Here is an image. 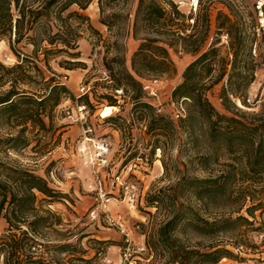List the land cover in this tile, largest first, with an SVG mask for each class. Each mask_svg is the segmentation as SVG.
<instances>
[{"label": "trees", "instance_id": "1", "mask_svg": "<svg viewBox=\"0 0 264 264\" xmlns=\"http://www.w3.org/2000/svg\"><path fill=\"white\" fill-rule=\"evenodd\" d=\"M91 2L0 0V41L6 40L18 58L13 65L0 60V88L4 89L0 92V217L7 222L0 240L4 264H47L37 253L36 247L43 244L37 235L54 222L50 210L39 213L37 193L47 200L65 198L67 193L51 184L54 169L41 174L1 155L28 147L29 125L37 132L46 130L54 109L64 99L80 102L91 114L95 112L89 93L77 97L65 83L46 75L51 69L49 60L58 54L68 57L63 60L71 65L68 69L84 65L78 26L82 22L90 25L89 18L70 8L84 10ZM223 5L226 12L218 11L215 33L227 34L230 58L221 55L218 38L204 48L211 29L209 6L190 25L179 22L185 14L173 0H137L132 36L140 32L145 36L139 38L132 53L131 69L120 58L104 62L114 82L112 87L130 88L132 108L141 110L140 119L148 120L152 155L169 144L175 128L171 116L157 112L147 102L140 78L143 73H174L169 48L179 46L196 55L171 92L172 101L185 106L176 126L182 134L180 152L186 160L176 167L174 183L149 190L146 205L155 210L146 211L147 224L139 222L152 255L149 264H216L222 258L244 261L246 257L234 248L253 249L257 246L255 236L264 233V101L258 111L237 104L248 106V89L260 65L254 52L259 41L258 23L252 8L227 0ZM111 17L118 15L104 16L101 23L110 27ZM21 43L33 47L31 55L16 47ZM224 76L219 98L226 112H221L206 92ZM102 98L107 104L118 105L113 94H103ZM118 119L121 116L113 114L101 121L122 130L116 124ZM162 165L170 176L172 170L164 160ZM58 218L55 223H60ZM68 244L56 241L49 246L62 252ZM256 261L263 263L261 258Z\"/></svg>", "mask_w": 264, "mask_h": 264}, {"label": "rangeland", "instance_id": "2", "mask_svg": "<svg viewBox=\"0 0 264 264\" xmlns=\"http://www.w3.org/2000/svg\"><path fill=\"white\" fill-rule=\"evenodd\" d=\"M173 1L177 4L178 9L185 14V18H180L179 22L190 25L193 24L195 16L202 14L203 10L209 6L211 29L208 42L204 48H207L211 40L218 38L217 46L221 49V55L230 58L227 34L225 32L215 33L218 11L226 12L223 5L224 0ZM227 1L246 9L252 8L258 23L256 32L259 41L254 46V52L256 51L260 65L255 72V79L248 89V106H243L240 102H237L245 110L258 111L260 104L264 101V0ZM136 5L137 0H101V3L100 0H92L84 10L72 6L70 10H78L89 18L90 25L82 22L78 26L80 60L84 62V65L68 69L71 65L63 61L68 57L65 53H62L49 60L51 69L46 71V75H52L57 80L65 83L76 96L79 94L82 85L89 87V98L95 104L96 109L93 114L88 110L87 124L94 128L96 135L102 136L100 128L103 126H113L111 122H102L100 119L97 121V118H105L113 114L121 116V119H118L116 123L122 126V130H119L121 138L117 144H110L111 163L107 168V172L103 173V183L106 189L110 190L107 208L110 213L122 216L130 230L134 246L141 243L145 244V235L142 233L139 222L142 221L147 224L149 215L146 211L155 210V207L146 205L147 193L152 188L174 183L177 180L176 167L178 165L181 167V164L186 160V157L180 152L182 134L176 126L177 120L175 119H172L175 131L169 144L160 150H156L155 154H150L152 136L147 131L148 120L140 119L141 110L132 108L131 95L133 92L130 88L125 87L123 90H115L112 87L114 82L104 66L106 60L114 57L122 59L126 68L131 69L132 53L140 42L139 38L145 36L143 32H140L137 37L132 36L131 24ZM111 14H117L118 17H111L113 23L110 27L101 23L102 17ZM190 16L193 18H189ZM72 22L77 24L74 20ZM16 47L25 54H32V46L21 43ZM169 54L175 66L174 73H143V77L140 78L142 81L157 80L159 101L162 103L161 114L167 116H170L172 110L180 105V102L174 103L172 101L171 92L181 81L185 66L196 56L184 52L179 46H177V49L169 48ZM0 60L7 65H13L18 61L17 56L6 40L0 41ZM117 65L116 61L112 63L115 71L118 68ZM217 74L218 70L213 74L211 80ZM225 78L226 76L214 82L206 92L209 100L221 112H226L219 98L220 89L225 82ZM2 90L4 89L0 88V92ZM103 94H113L118 105L107 104L102 98ZM77 103L81 104L75 100H62L54 109L51 125L46 130L37 132L36 127L29 125L27 135L30 139V145L28 147L21 151L4 153L1 157L10 161L16 160L41 174L44 170L50 168L54 169L55 173V169L60 166L74 171L75 175L70 179L61 178L57 173L56 179L68 182L71 189H77L76 192L70 189L66 192L67 197L54 200H47L43 194L37 193L36 205L39 213H46V210H50L52 212L50 219L54 222V224L42 228L40 234L37 235L39 241L43 243L36 247L37 253L43 256L47 264H110V262H106L107 258L104 256L113 238L85 237L102 229L120 231L117 226L107 222L102 215L93 224L86 222L85 215L94 202L93 175L89 166L84 163V159L78 156L75 150L76 139L81 131L80 124L69 122V119L66 118L67 112L76 114L75 106ZM183 107L185 106L183 105ZM92 115L95 117H92ZM71 126H74V128L72 129ZM132 155L134 157L128 159ZM162 160L172 170L170 176H166L164 173ZM116 174H121L122 177L135 184L136 190L133 198H123L122 193L116 187L110 186V181L113 175ZM50 181L53 186H58L57 181L59 182V180L50 179ZM78 216L82 217L81 221L77 220ZM57 217H59L60 223H55ZM6 227V220L0 217V240ZM56 241H64L69 244L64 251L56 252L52 246H49ZM255 241L257 246L253 249L238 250V248H234L235 252L246 257L244 261L222 258L216 264H256L257 258L263 259L264 263V233L255 236ZM121 242L123 246V235L121 236ZM111 249L117 248L111 247ZM121 251L122 247L117 250L116 264H130L121 258ZM56 257L60 259L59 262L54 261ZM131 258L133 261L131 264H149L152 255L146 246L144 250L133 251ZM4 259L5 253H0V264H4Z\"/></svg>", "mask_w": 264, "mask_h": 264}, {"label": "built area", "instance_id": "3", "mask_svg": "<svg viewBox=\"0 0 264 264\" xmlns=\"http://www.w3.org/2000/svg\"><path fill=\"white\" fill-rule=\"evenodd\" d=\"M141 88L147 102L153 105L157 112H161L162 103L159 101L157 80H143ZM88 91L89 87L82 85L77 97L84 93H88ZM75 107L76 114L67 112L66 118L69 119V122H77L80 124L81 131L76 139L75 150L78 156L84 159V163L89 166L91 174L93 175L94 202L85 215L86 222L93 224L102 215L107 222L117 226L119 231L122 233L124 240L121 258L131 264L133 262L131 258L132 252L144 250L146 246L144 243L134 246L130 235V230L126 226L122 216L120 214L115 215L110 213L107 208L110 190H107L103 183V173L107 172V168L111 163L110 142L105 136L96 135L94 133V128L87 124L88 109L86 106L77 103ZM184 113L185 109L183 105L180 104L178 107L172 110L170 116L171 118L177 120L180 116H183ZM56 173L59 175V177L65 179H70L75 175L73 170H70L64 166H60L55 169V173L54 171L51 173V178L53 180H59V182L61 179H56ZM110 186L116 187L118 191L122 193L123 198L131 199L135 195V184L122 177L121 174L113 175V178L110 181ZM77 220L81 221L82 217L78 216ZM106 262H109V259H106Z\"/></svg>", "mask_w": 264, "mask_h": 264}, {"label": "crops", "instance_id": "4", "mask_svg": "<svg viewBox=\"0 0 264 264\" xmlns=\"http://www.w3.org/2000/svg\"><path fill=\"white\" fill-rule=\"evenodd\" d=\"M94 115H92L93 117ZM95 117V116H94ZM101 120V118H97L98 120ZM71 128L73 129L74 126H71ZM101 129V135L105 136L107 138V140L110 142V144H117L121 138L120 135V131L116 128H114L113 126H103ZM80 130V129H79ZM104 134V135H103ZM111 153V152H110ZM110 158H111V154H110ZM58 186H56L57 188L61 189L64 192H68L71 189V186H68V182H64V181H60L57 182ZM70 187V188H68ZM74 187V186H73ZM72 191L76 192L77 189L73 188L71 189ZM110 234V235H108ZM87 236H94L95 238H113L111 243L108 245V249L105 252V258L110 259V264H116L117 263V250H120V248L122 247V242H121V233L120 232H116V231H107V230H98L97 233H91L86 235ZM111 247L117 248V249H111ZM119 253V251H118ZM112 260V262H111Z\"/></svg>", "mask_w": 264, "mask_h": 264}, {"label": "bare ground", "instance_id": "5", "mask_svg": "<svg viewBox=\"0 0 264 264\" xmlns=\"http://www.w3.org/2000/svg\"><path fill=\"white\" fill-rule=\"evenodd\" d=\"M197 1V0H196Z\"/></svg>", "mask_w": 264, "mask_h": 264}]
</instances>
